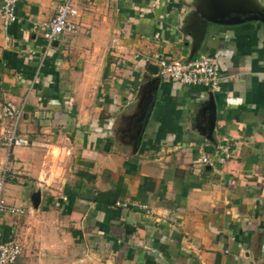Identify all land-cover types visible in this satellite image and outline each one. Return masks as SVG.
<instances>
[{"label":"crops","instance_id":"1","mask_svg":"<svg viewBox=\"0 0 264 264\" xmlns=\"http://www.w3.org/2000/svg\"><path fill=\"white\" fill-rule=\"evenodd\" d=\"M62 2L21 0L15 23L0 19V135L11 103L30 140L0 149L5 200L25 211L1 218L0 240L56 214L108 264H264V21L209 24L196 49L206 0H74L77 33L48 47L41 25ZM202 56L222 63L218 92L156 67ZM227 142L226 165L201 163Z\"/></svg>","mask_w":264,"mask_h":264},{"label":"built area","instance_id":"2","mask_svg":"<svg viewBox=\"0 0 264 264\" xmlns=\"http://www.w3.org/2000/svg\"><path fill=\"white\" fill-rule=\"evenodd\" d=\"M21 0H2L0 19L4 29L18 20L17 8ZM78 11L74 6V0H64L57 6L55 17L49 22L43 23L41 29L43 37L51 47L60 37L66 34L77 33L72 18ZM115 43H118L115 40ZM156 67L161 76H167L183 86L203 87L212 92L221 90L222 83V63L218 57L202 56L198 59L168 60L158 59ZM6 118L13 121L9 130L0 135V147H6L13 150L18 147H27L30 144L29 138L20 135L17 132L18 123L21 120V111L13 104L8 103L3 108ZM232 158L231 144L227 142L221 147L220 153L211 158L208 155L201 157V163L204 165L224 166ZM10 174L5 168L3 175L0 176V220L3 216L19 217L24 215L25 211L7 204L5 200L6 179ZM120 207L129 208V204H118ZM130 207H139L149 213L146 206L132 205ZM22 253L21 244L10 234L7 241L0 240V264H16Z\"/></svg>","mask_w":264,"mask_h":264},{"label":"rangeland","instance_id":"3","mask_svg":"<svg viewBox=\"0 0 264 264\" xmlns=\"http://www.w3.org/2000/svg\"><path fill=\"white\" fill-rule=\"evenodd\" d=\"M62 220L63 216L45 215L44 219L30 230L33 237L23 228L26 225L23 218L17 231L11 232L22 247L16 264H108L110 259L107 257V248L100 242L96 241L93 246L81 247L74 243L71 235V240H65L67 235L63 234L65 229L61 227Z\"/></svg>","mask_w":264,"mask_h":264},{"label":"water","instance_id":"4","mask_svg":"<svg viewBox=\"0 0 264 264\" xmlns=\"http://www.w3.org/2000/svg\"><path fill=\"white\" fill-rule=\"evenodd\" d=\"M206 2H208V11H202L201 16L198 17L196 49L204 40L209 24L235 26L247 21H264L263 13L252 12L249 9L250 0H206ZM33 199L36 204H39V196Z\"/></svg>","mask_w":264,"mask_h":264}]
</instances>
